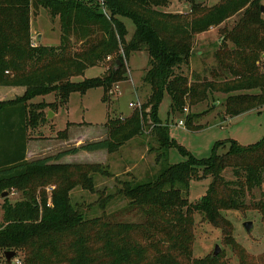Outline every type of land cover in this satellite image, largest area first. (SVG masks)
<instances>
[{
  "label": "trees",
  "instance_id": "obj_1",
  "mask_svg": "<svg viewBox=\"0 0 264 264\" xmlns=\"http://www.w3.org/2000/svg\"><path fill=\"white\" fill-rule=\"evenodd\" d=\"M183 1L189 4L186 13L164 10L170 0H0V86L25 87L21 96L0 101V194L10 189L22 192L20 200L2 205L3 253L21 252L23 264H226L219 253L193 258V214L199 211L221 229L222 242L232 247L239 264H264V251L250 255L235 241L232 224L222 215L227 209L258 210L264 225V191L258 200L247 203L245 198L264 185V137L248 145L228 140V150L222 154L216 151L222 142H217L208 157L198 159L169 136L168 125L158 117L164 94L170 97L169 113H183L187 105L196 106L215 92L225 94V114L230 116L264 105L261 4L259 0H219L209 6L203 0ZM38 8L58 17V45L32 44L30 14ZM238 13L231 28L219 30L223 40L231 43L220 44L214 54L219 70L210 78L196 72L188 76L184 70L196 35ZM125 17L135 26L128 40L121 20ZM140 50L148 54L142 78L149 86L146 101L127 116L108 117L105 138L84 142L65 153L116 151L142 135L146 125L156 142L157 162L174 146L186 159L165 166L145 182L118 181L121 185L114 195L128 199L129 209L140 211L142 221L114 220L106 213L87 218L70 203L68 191L77 184L92 191V175L110 173L96 163H51L59 154L27 161L28 131L46 120V108L66 104L73 92L84 94L101 87V100L108 101L113 84L126 80L125 59ZM101 61L107 69L100 76L73 80ZM49 93L56 100L31 101ZM196 115L186 117L190 130ZM32 168L57 172L51 196L30 190ZM226 168H231L233 179L222 175ZM207 177L210 181L204 194L189 202L190 181ZM112 197L100 193L96 204L104 208Z\"/></svg>",
  "mask_w": 264,
  "mask_h": 264
},
{
  "label": "rangeland",
  "instance_id": "obj_2",
  "mask_svg": "<svg viewBox=\"0 0 264 264\" xmlns=\"http://www.w3.org/2000/svg\"><path fill=\"white\" fill-rule=\"evenodd\" d=\"M83 1L88 3V0ZM218 1L203 0V3L210 6ZM259 1L260 4L264 5V0ZM164 10L186 13L189 10V4L183 0H170L169 5ZM240 14H235L219 26H214L213 30L210 27L208 30H211V32L205 35V38L202 37V39L196 40L189 58V66L184 70L188 76L192 72H196L200 76L210 78V75H213L215 70H219L214 54L219 50L220 44L221 46L228 44L231 46L230 42L223 40L219 30L222 27L231 28ZM261 17L264 19V11L261 12ZM121 20H123L126 26L127 35L125 38L128 40L134 31V23L126 17L121 18ZM30 34L33 45H58L61 34L58 17L52 16L44 8H38L35 11L32 10L30 14ZM38 34L42 35L40 40L38 39ZM263 57L264 53L262 54ZM105 64V61H101L96 66L88 67L82 76H75L73 80L80 81L83 78L100 76L107 69ZM123 67L126 80L113 84V94L109 97L108 101L104 102L101 100L103 94L101 87L89 89L84 94L73 92L70 94L66 104L52 109H45L46 116L48 114L47 110H50L49 112L52 113L57 111V116L51 120L55 124L51 123L49 126H43L45 122L46 124L50 123V120L46 118L43 123L41 122L30 129L32 132H29L28 140L43 141L47 139V136L55 133L57 127L61 130V133L56 132L57 136L54 139L60 137L66 138L70 126L74 129V136L76 133L77 135H83V138L80 137V140L74 141L69 139L70 141H68L65 147L71 148L76 142L81 144L105 138L107 135L105 122L108 117L127 116L134 110L135 105L138 106L144 103L149 95V86L142 80L148 68L147 52L144 50L131 52L128 59H125ZM4 87L12 91V93L5 94L8 98L3 96L5 98L2 100L12 99L10 97L13 92H18L19 89L21 93L15 95L13 98L21 96L25 91L24 86ZM55 97L54 93H49L43 96H36L31 101L33 103L41 101L53 102L56 100ZM224 97L225 94L215 92L196 106L190 107L187 105L186 113H169L170 97L168 94H164L158 107V117L163 124L168 125L169 136L184 150L198 159L208 157L217 142H222L217 146L216 150L218 154H222L228 150V140H235L241 145H248L262 139L264 137V105L242 114L230 116L225 114L223 105ZM129 103H133L134 106L130 107ZM194 113L197 115L191 120L193 130H190L186 124V117ZM179 120H183V126L177 124ZM144 127V133L142 135L126 141L116 151L102 150L94 152L93 155L83 153V155L79 156H70L68 160L63 159V162H51L71 165L96 163L100 164L110 173L109 176L94 173L92 175V191L82 188L79 184L74 185L68 191L70 203L81 208L85 217L94 218L106 213L114 220L130 222L142 221L143 215L140 211L129 209L128 199L121 195H114L117 188L121 185L120 182L125 180H133L136 182L148 181L154 178L159 170L165 166L182 162L186 159V156L174 146L167 150L166 157H162L157 162L156 142L149 135V128L146 125ZM64 130L65 132H63ZM47 152L44 148L34 147L31 148L30 156L32 158L33 156L43 158ZM29 174L30 190L35 189L37 193L40 191V193L43 192L48 197L51 196L52 192L56 189L57 184L54 182L57 179V172L48 173L39 168H32ZM222 175L227 180L234 178L231 168H226L222 172ZM41 179H44V182H40ZM209 181L210 177L191 180L187 194L188 201L192 203L196 202L204 194ZM262 191H264V185L260 190L254 189L251 194L248 193L245 197L246 202L249 203L250 200H258L261 197ZM100 193L105 196H113L104 208L96 204ZM21 198L22 192L17 189H10L6 198L0 197V222L3 216V203L13 204ZM222 215L231 222L232 236L235 241L245 248L250 255L258 256L264 251V225L258 210H246L242 213L235 209H227L222 211ZM193 219V258H203L207 255H212L215 246L218 245L221 260L225 261L226 264H239V260L232 251V247L222 242L220 228L205 220L199 211L194 212ZM246 221L252 223V227L248 232L244 228ZM16 254L22 257L21 252L18 251ZM0 264H5V257L1 250Z\"/></svg>",
  "mask_w": 264,
  "mask_h": 264
},
{
  "label": "crops",
  "instance_id": "obj_3",
  "mask_svg": "<svg viewBox=\"0 0 264 264\" xmlns=\"http://www.w3.org/2000/svg\"><path fill=\"white\" fill-rule=\"evenodd\" d=\"M211 30H213V27H212ZM211 30H207V31H205L203 33H200V34L196 35V40L202 39V37L205 38V35H207L209 32H211ZM39 35H40V38L38 37V39L40 40L42 38V35L38 34V36ZM19 90H18V92H15V93L13 92V94L11 95L10 98H13L15 95L21 93ZM9 93H12V91L7 90L6 87H4V86H0V100L5 98V97H3V96H6L5 94H9ZM6 98H8V97L6 96ZM47 101H49V100H47ZM49 111L50 110H47L48 113H49ZM56 116H57V111L54 112V113L51 112L50 115L47 114L46 118L50 120V123L46 124V122H45L43 126H49L51 123L55 124L51 120L54 117H56ZM69 123H71V122H69ZM73 130H74L73 127L70 126L68 128V132H67L68 135H67L66 138L60 137L58 139H54L57 136L56 132H60L61 131L57 127L55 133H53L51 136H47V139H44L43 141L42 140H32V139L28 140L27 141V145H26L25 159L28 160V161H31V160L42 158L40 156H35L36 158L34 156H33V158H32V156H30L31 155L30 154L31 148H34V147H38V148H42V149L44 148V150L48 151L46 154H44L45 156H43V158L44 157H48V156H58V154H59L60 157H58L57 160H54L55 162H63V159H67L68 160L70 158V156H79V155H83V153H85L87 155H88V153L90 155H93L94 152L102 151V150H97V151H77L76 153H65L66 150L70 149L67 146L65 147V145L68 143V141H70L69 139L74 141V140H80V137L83 138L82 137L83 135H77L76 133H75V136H74ZM29 132L31 133L32 131L29 130L28 133ZM79 145H80V143L76 142V144H73V146L71 148L77 147ZM54 161H51V162H54ZM64 161H66V160H64Z\"/></svg>",
  "mask_w": 264,
  "mask_h": 264
},
{
  "label": "water",
  "instance_id": "obj_4",
  "mask_svg": "<svg viewBox=\"0 0 264 264\" xmlns=\"http://www.w3.org/2000/svg\"><path fill=\"white\" fill-rule=\"evenodd\" d=\"M260 11L261 12H263L264 11V5H260ZM39 38H40V35L38 36ZM120 62L119 61H117V64H119ZM51 114V112H49L48 113V115H50ZM8 195V191L6 190V191H3L1 194H0V197L1 198H4V197H6ZM251 227H252V223L250 222V221H246L245 223H244V228H245V230L248 232L250 229H251ZM219 251H220V248H219V246L218 245H216L215 246V248H214V251H213V253H212V256H215V255H217L218 253H219ZM4 257H5V262H6V264H11V259L16 255V252L15 251H13V250H6V251H4Z\"/></svg>",
  "mask_w": 264,
  "mask_h": 264
},
{
  "label": "built area",
  "instance_id": "obj_5",
  "mask_svg": "<svg viewBox=\"0 0 264 264\" xmlns=\"http://www.w3.org/2000/svg\"><path fill=\"white\" fill-rule=\"evenodd\" d=\"M109 59V58H108ZM129 106L130 107H133L134 106V104L133 103H129ZM140 105H135V108L136 107H139ZM183 112H187V107H184V109H183ZM178 125H180V126H183L184 125V123H183V120H179L178 121V123H177ZM11 264H23V260H22V258L19 256V255H15L12 259H11Z\"/></svg>",
  "mask_w": 264,
  "mask_h": 264
}]
</instances>
